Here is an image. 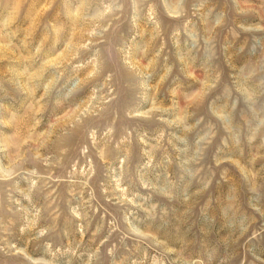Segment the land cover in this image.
I'll list each match as a JSON object with an SVG mask.
<instances>
[{
	"label": "rangeland",
	"instance_id": "1",
	"mask_svg": "<svg viewBox=\"0 0 264 264\" xmlns=\"http://www.w3.org/2000/svg\"><path fill=\"white\" fill-rule=\"evenodd\" d=\"M0 264H264V0H0Z\"/></svg>",
	"mask_w": 264,
	"mask_h": 264
}]
</instances>
